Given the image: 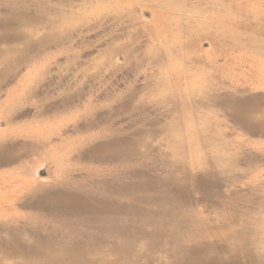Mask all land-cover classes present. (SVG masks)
<instances>
[{"label":"rangeland","instance_id":"obj_1","mask_svg":"<svg viewBox=\"0 0 264 264\" xmlns=\"http://www.w3.org/2000/svg\"><path fill=\"white\" fill-rule=\"evenodd\" d=\"M217 1L0 0L2 13L14 6L33 16L35 34L33 52L1 81V93L8 84L20 97L0 100L2 155L11 157L0 166V224L40 219L18 203L66 181L115 197L124 190L131 210L109 220L113 230L97 227L95 213L81 225L68 214L48 222L66 241L129 238L132 257L111 253L108 264L174 261L136 233L178 205L193 227L184 238L225 239L240 264H264V132L223 107L251 95L264 101V0H220L219 15ZM208 12L207 21L191 18ZM112 133L130 137L124 157L106 164L83 153ZM122 224L136 235H122Z\"/></svg>","mask_w":264,"mask_h":264},{"label":"bare ground","instance_id":"obj_2","mask_svg":"<svg viewBox=\"0 0 264 264\" xmlns=\"http://www.w3.org/2000/svg\"><path fill=\"white\" fill-rule=\"evenodd\" d=\"M202 1L208 2L210 0ZM215 5L218 10L217 14H220L219 10L222 7L220 0ZM53 15L56 16L57 14ZM210 16L212 15L208 12L207 18L202 16L191 18L195 22H204ZM33 20V16L19 12L14 9V6L11 9L7 8L5 13L0 12V88L1 81L8 80L15 74L18 69L16 64L22 62L33 52L35 34L28 33L29 26L33 23ZM218 20L220 21V17H218ZM9 29H12V31H9ZM194 30L193 26H186L187 33H193ZM177 68L178 72H180V67L177 66ZM189 72H187V77L190 74ZM188 82L191 83V79H188ZM157 83L161 84L162 81ZM12 87L7 84L3 88L4 93L0 92V100L2 98H5V100L8 98L19 100L20 95ZM230 103L229 100H225L223 107L232 116L233 120L244 124L252 132H264V101H262L261 96L241 97L233 106ZM0 113L2 112L0 111ZM27 113L29 112L27 111ZM22 115L24 114L22 113ZM11 117L14 116L6 114L5 119L7 120L4 124H10V127L14 128L12 122H9ZM97 119L103 121L101 116ZM129 138L126 133L122 135L112 133V136L95 141L89 146L87 145L90 143L85 144L83 153H88L94 156L95 159L98 158V160L103 161L100 163L109 164V162L117 161L114 157L116 154H121L120 157H124L131 150L129 149ZM221 142L217 143L221 145L227 144V142ZM11 146H13V143L10 144ZM4 149L5 146L0 144V164L9 163L11 160L10 156L4 157L2 155ZM81 150L76 152L74 157H79ZM120 161L125 163V160L121 158H119ZM40 192L41 194L36 195L37 197L23 196V199L18 203L19 207L30 209L32 207L33 210L40 213V219L34 221L32 219H23L16 220L10 224H0V264H9L5 259H13L12 264H108L112 254L118 257L123 256L134 247L127 245L129 238L118 241L115 239L110 240L104 246H101L96 243L97 240L94 238H84L76 234L72 236L73 240L66 241L59 238L57 234H51L47 231L49 220L57 215L68 214L72 219L78 220L77 223L81 225L80 217L90 216L93 213L100 216L97 227H108L113 230L115 224H111L109 220L115 216L125 218L131 210V206L126 202L128 198H126L124 190L120 192L118 197H115L104 191L93 192L84 189L77 183L71 184L62 181L59 184L41 188ZM158 217L159 222L152 224L150 227L141 226V229L139 228L136 234L142 236L148 245H153L157 253L162 252L175 257L174 261L167 264H240V261L234 256L233 250L229 247L228 240L210 241L207 240V236L200 235L197 232L190 238L183 237L184 234L180 232L193 228L192 224L189 223V219H186L183 214V206H175L173 210H169L166 213L160 212ZM166 221L167 224H164ZM165 226L173 229L166 230ZM119 232L126 237L133 235L128 232L125 224H122ZM164 243L172 246L163 250L162 244ZM142 248L144 247L142 246L140 249ZM146 250L149 252L145 246V249L141 252L142 257L145 259L149 256V253L146 255ZM106 253L109 255L105 256ZM132 254L130 253L129 256L132 257ZM106 257H109V259ZM137 257L140 258L141 256L137 255Z\"/></svg>","mask_w":264,"mask_h":264},{"label":"crops","instance_id":"obj_3","mask_svg":"<svg viewBox=\"0 0 264 264\" xmlns=\"http://www.w3.org/2000/svg\"><path fill=\"white\" fill-rule=\"evenodd\" d=\"M4 133H5V132H4V129H3V130H0V137H1V138H3ZM6 133H8V132H6ZM258 136H260V135H258ZM260 137L262 138V140H261L262 142L260 143L259 146H261L262 148H264V137H262V136H260ZM3 153H4V151H3ZM1 165H3V164L1 163L0 166H1Z\"/></svg>","mask_w":264,"mask_h":264}]
</instances>
